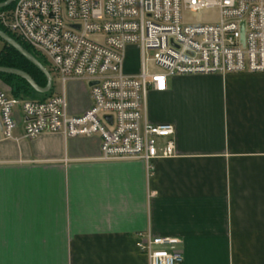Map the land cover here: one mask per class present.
Masks as SVG:
<instances>
[{
    "label": "crops",
    "instance_id": "obj_1",
    "mask_svg": "<svg viewBox=\"0 0 264 264\" xmlns=\"http://www.w3.org/2000/svg\"><path fill=\"white\" fill-rule=\"evenodd\" d=\"M85 84L66 82L69 114L89 108ZM15 117L12 138L0 124V264H147L146 232L178 238L182 264H264V72L148 91V122L175 129L174 154L151 170L100 160L97 135L27 139L19 105Z\"/></svg>",
    "mask_w": 264,
    "mask_h": 264
},
{
    "label": "built area",
    "instance_id": "obj_2",
    "mask_svg": "<svg viewBox=\"0 0 264 264\" xmlns=\"http://www.w3.org/2000/svg\"><path fill=\"white\" fill-rule=\"evenodd\" d=\"M0 24L47 62L61 93L17 99L0 89V124L12 138L23 116V137L97 135L99 159L153 161L174 154V126L146 118L148 91H164L169 76L264 72V0H14ZM216 9L217 20L193 23L183 11ZM138 71L125 68L128 46ZM152 51L150 58L147 52ZM151 61L160 70L149 71ZM85 81L91 104L69 114L68 81ZM53 82V79H52ZM89 82H94L88 85ZM147 264H182L176 237L138 234Z\"/></svg>",
    "mask_w": 264,
    "mask_h": 264
},
{
    "label": "trees",
    "instance_id": "obj_3",
    "mask_svg": "<svg viewBox=\"0 0 264 264\" xmlns=\"http://www.w3.org/2000/svg\"><path fill=\"white\" fill-rule=\"evenodd\" d=\"M5 0H0L3 2ZM13 3L10 5L0 8V9H9L11 8ZM0 29L6 32L9 36L15 39L19 44H21L26 50L32 53L46 68L47 62L46 60L39 55L34 49H32L28 44L24 43L21 39H19L16 35L9 32L6 28H4L0 24ZM0 66L4 67H12L19 70H22L29 74L32 79L36 82V84L40 87H44L46 85L45 75L27 58H25L21 53H19L14 47L6 43L0 38ZM0 80L8 86L9 95L17 98V99H29L34 90L29 85V83L21 77L16 75L0 73ZM53 86L46 93H40L42 97L40 99L46 98L50 96L52 93Z\"/></svg>",
    "mask_w": 264,
    "mask_h": 264
},
{
    "label": "rangeland",
    "instance_id": "obj_4",
    "mask_svg": "<svg viewBox=\"0 0 264 264\" xmlns=\"http://www.w3.org/2000/svg\"><path fill=\"white\" fill-rule=\"evenodd\" d=\"M218 18V12L216 9H203L199 11H183L182 12V20L184 21H191L193 23H208V22H213L217 20ZM152 54V51L147 52V57L150 58ZM139 61H140V56L139 52L137 51L135 46H128L127 48V54H126V61H125V68L126 70L130 72H136L139 67ZM147 69L149 71H154V70H160L159 67L154 65L151 61L147 62ZM53 79V84L55 90L60 89V83L56 79L55 75H52ZM85 83V81H83ZM86 85V84H85ZM30 98H36L40 99L42 95L40 93L34 91L32 92V95L29 96Z\"/></svg>",
    "mask_w": 264,
    "mask_h": 264
},
{
    "label": "water",
    "instance_id": "obj_5",
    "mask_svg": "<svg viewBox=\"0 0 264 264\" xmlns=\"http://www.w3.org/2000/svg\"><path fill=\"white\" fill-rule=\"evenodd\" d=\"M13 1L14 0H5L3 2H0V8L10 5ZM0 38L14 47L19 53H21L25 58L32 62L45 75L46 85L44 87L38 86L29 74L16 68L0 66V73L12 74L23 78L29 83L32 89L38 93L48 92L52 85V78L49 70L32 53L26 50L21 44H19L15 39H13L1 29ZM93 83L94 82H89L88 85H92Z\"/></svg>",
    "mask_w": 264,
    "mask_h": 264
}]
</instances>
